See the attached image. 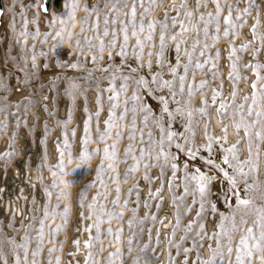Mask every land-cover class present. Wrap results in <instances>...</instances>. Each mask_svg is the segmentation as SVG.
I'll return each mask as SVG.
<instances>
[{
	"label": "snow or ice",
	"instance_id": "6c2138e0",
	"mask_svg": "<svg viewBox=\"0 0 264 264\" xmlns=\"http://www.w3.org/2000/svg\"><path fill=\"white\" fill-rule=\"evenodd\" d=\"M211 6V7H210ZM23 7V5H21ZM40 8L46 10L41 4ZM66 12L59 17L60 27L54 33L51 28L57 24L54 16L50 23L49 31L43 32L46 43L51 34V48L55 53L62 44L70 43L73 33L67 30L65 38L66 22L69 20L76 23V11L82 8L87 14L97 11L94 3L81 4L80 0H65ZM121 8L127 9L125 18L119 19V28L111 29L107 25L111 22L116 25ZM203 9V10H202ZM255 9V14L251 10ZM3 9L0 8V12ZM113 15L111 19L106 14L102 31L98 29L97 22H93L91 28L96 33L94 36L85 35V44H81L79 38L75 45L80 48L85 46L91 53L90 60L94 69L99 68L101 73H107L104 77L105 85L96 82L91 72L86 77L87 81L96 84L94 110L87 104V96L83 89L79 95L84 97V112L87 113L83 121V135L80 137L79 145L74 150L68 138V131L76 135V129L66 128L72 120L71 105L68 108L67 119L60 120L64 132V139L58 142L55 147L58 159L54 164L48 162V152L45 150L40 167L48 168L52 177L51 182L44 183L43 175L37 176L43 187L45 200L43 201V215L39 218L37 230L34 233L36 244L31 248V259H29L30 244L33 236L29 229L31 223L24 226L20 242L14 244V251L11 264H40L37 259L45 244L46 226L48 243L47 264H61L64 249V239H57L58 234L66 232L69 223L71 203L69 193L60 185H67L73 182L69 177L65 179L66 169L65 156L72 158L74 151L78 160H85L96 153H100L99 163L95 166V174L99 180L98 189L104 188L103 193L99 190L91 194L86 191L87 185L79 191V216L82 219V227L79 229L83 236L70 240L74 251L68 253V264H125L124 253L122 252V226L113 227L112 221L119 224L124 219V212L130 211L127 218V225L130 231L125 239L128 251H132L133 237L137 232L132 231L137 223L143 225L146 220L159 223L165 231V249H175V255L167 252L166 264H264V182L258 183L254 174L257 171L256 161L261 158L262 145L264 141V5H257L256 0H244V6L234 3L233 0H195V7H190L188 0H118L108 9ZM155 13V15H153ZM137 16L139 19L137 20ZM35 24V18H33ZM80 32H84L85 18H81ZM27 19L24 20V29L20 33L27 40L29 32ZM249 27L244 29V25ZM159 28L158 36L156 35ZM195 33V38L189 46L190 34ZM39 34V29L36 30ZM203 37L201 39L200 37ZM119 37V43H118ZM155 37V38H154ZM237 37H241L237 41ZM134 38V43L129 45V39ZM35 40V34L32 35ZM223 39L225 44L216 48L213 53L211 49L216 43ZM211 41V43H209ZM183 45V47H182ZM199 47V52L196 49ZM227 54V80L228 95H223L224 81L219 84L210 85L209 79L195 81L189 79L197 72L210 73L211 80L221 77V70L218 67L221 51ZM174 52V55H173ZM106 53V55H105ZM246 53L247 58L240 55ZM41 56H47V51H41ZM119 57V63L116 58ZM144 57H147L145 59ZM195 57V59H194ZM258 57V58H257ZM32 68H36V53L32 54ZM106 60L102 66L99 61ZM243 61V62H242ZM59 63V61H57ZM47 67V63L44 65ZM69 67L76 68L77 64H70ZM241 69L245 70L241 72ZM244 81V88H239V82ZM131 86V89H130ZM0 87L7 89L6 84L0 83ZM79 82L72 83L66 95L71 100L76 98V89ZM210 88V97L205 93ZM129 90L131 94L128 95ZM144 95H152L159 101V111L153 109L143 102L141 91ZM107 93L108 102L106 118L101 122V107L103 94ZM199 94V101L194 103V97ZM240 98L237 100V95ZM123 97V99H121ZM47 99V97H45ZM26 104L25 107H29ZM215 106V115L218 118L216 123L220 127V134L209 131L211 117L208 113L209 105ZM174 105V107H173ZM119 112H117V110ZM47 111V106H45ZM131 114L130 122L125 125L124 121L128 114ZM140 114V124L147 125L149 122L158 130V137L153 136L151 129L148 131L149 143L143 144L144 133L141 129L139 151L134 147L135 129L137 127V114ZM206 117L203 121V140L195 146L193 137L196 134V125L200 120L194 117ZM230 117L228 123L223 122V117ZM95 118L97 126L95 139L103 142L102 149L95 147L89 149L88 143L93 139L91 122ZM179 120L184 131H174V124ZM231 126L235 139L229 142V127ZM128 128L129 143L123 149V160L130 163L124 170V180H120L117 171L121 158L118 155V144L123 135L124 128ZM45 126V137L47 136ZM242 133V135H241ZM15 131L12 133L11 141L15 139ZM111 139V143L107 141ZM245 141L246 155L240 158L239 145ZM44 139H41V143ZM218 145V149L214 146ZM173 146L177 153H183L191 160L185 159L182 164L178 155L174 154ZM205 149L207 156L201 155L200 150ZM15 149L0 152V158L10 159ZM219 152V162L215 158ZM203 163L206 171L197 167L195 159ZM105 161L108 163L105 164ZM68 169L67 172H71ZM143 167L144 171L139 177L135 173ZM157 169L152 175L151 169ZM167 170V172H166ZM218 170L227 181V189L223 191V199L226 202L228 211H218L217 203L208 199L210 183L216 178L214 173ZM170 172V175L167 173ZM107 173L115 184V196L111 199V207H106L107 195L109 192L105 182ZM251 175L252 182H249ZM129 177H134L132 185L127 189L123 200H121V182L127 183ZM143 178L148 181V191L143 198L145 211L140 214L141 194L140 185L137 181ZM152 182H158L153 189ZM243 182V192L240 183ZM95 184L96 181H91ZM165 183L167 185L168 203L172 206L171 219L165 224L167 217L159 216L156 211H149L153 206L157 210L163 209L166 200L164 194ZM182 187L183 191L177 195L173 185ZM260 191V203H256L253 193ZM135 190L136 200L134 206L129 207V197ZM231 193V196L228 193ZM55 194L56 200L53 203L52 197ZM191 196L190 202L186 200ZM104 198L101 199L100 197ZM234 198V203L232 199ZM61 200L63 205L61 207ZM85 204L87 210L85 211ZM218 214V219L213 222L212 229H207V214ZM194 213L186 224L181 223L182 217ZM59 217V222L53 227L48 217ZM251 219L249 220V218ZM35 219V217H33ZM107 222V227L102 225ZM181 229L179 238L176 232ZM148 240L152 238V226H148ZM139 232L143 233L144 228L140 227ZM239 232L238 238L235 234ZM161 228H156V243H160ZM67 238V236H65ZM104 240L109 244L105 245ZM190 241V244L185 242ZM235 241V243H234ZM150 247L147 241L139 249L145 253L148 259L144 264H150V257L156 255L153 248L151 254L147 253ZM110 248L106 256L101 258V253ZM195 252V258L190 259V254ZM22 253V255H21ZM56 253L55 256L52 254ZM81 254L76 256V254ZM3 259V257H0ZM4 264H9L5 259ZM138 264V262H136Z\"/></svg>",
	"mask_w": 264,
	"mask_h": 264
},
{
	"label": "rangeland",
	"instance_id": "374dc122",
	"mask_svg": "<svg viewBox=\"0 0 264 264\" xmlns=\"http://www.w3.org/2000/svg\"><path fill=\"white\" fill-rule=\"evenodd\" d=\"M62 6L59 10L51 9L48 12L42 13L39 10V3L40 0H6L3 11L0 14V83L6 84L7 89L0 87V152H6L10 151L13 148L15 149L14 153L12 154L10 159L5 160L4 158H0V166H2V170H0V179L2 177V172L4 168H8L9 164H11V161L17 157L20 156L19 153V147H18V141L21 139L22 136H27V139L29 142H31V138L37 139L39 137L40 142L41 139H44L43 143L37 142V152L40 153V162L38 164L40 175H43L44 177V183L48 184L51 182V175H47L48 168L40 167L41 160L44 155V152L46 150V144L48 141L53 138L56 142H61L64 139V132L62 131V126L59 123L60 120H66L67 119V112L68 108L71 105L72 108V120L67 123L66 128L71 130L72 128L76 129V135L73 136L71 131H68V138L70 140V143L72 144L74 150L78 147L80 137L83 135V125L79 124L78 120H76V115L78 113H85L82 111V108L84 109V97L79 95V92L81 89L85 91V95L87 96V104L90 109L94 110L95 105V89L96 84L92 83L90 84L86 77L88 76L89 72H91L93 78L96 82L100 83L101 85H105L106 81L104 80V77L107 75V73H101L99 68L93 67V64L90 60L91 53L85 46L83 49L80 47H77L75 45V41L77 38L80 39L81 44H85L83 37L85 35L88 36H94L96 33L91 28L92 23L95 21L97 22L98 29L100 31L103 30V28L106 26L104 24V17L107 14L109 18L111 19L113 13L109 12L108 9L112 7V4L117 3L118 0H93L91 3H94L97 6V11H94L90 14H87L83 11L82 8L76 12V23L70 27L71 32L73 33L71 37L70 43L62 44L58 49L55 50V53L50 50L51 48V34L49 35V38L46 43H41V40L44 39L43 32L49 31V26L51 21L53 20V17L55 16L57 18V24L55 27L51 28V33H54L57 28L60 27L59 25V17L63 15L66 12V9L64 8L65 0H62ZM166 2V0H165ZM234 3H239V6H244V0H233ZM80 3L83 5L85 3H89L87 0H80ZM257 5H264V0H256ZM23 5V7H21ZM29 8V9H28ZM31 8H35L39 14L38 15H31L30 10ZM127 9L121 8L120 12L116 15L118 16V20L116 25H112L111 22L107 25L109 28V37H106L105 39H109L111 37V29L113 27L119 28V19L125 18V12ZM35 12V11H34ZM252 14H255V9L251 10ZM155 15V13H153ZM27 19V29L29 32L27 40L20 35V33L23 31L25 25L24 20ZM33 18H35V24H33ZM81 18L86 19V23L83 25L85 28L84 32H80L81 28ZM9 19V20H8ZM139 19V16H137V20ZM42 20V23H41ZM43 27V28H42ZM66 31L64 33L65 38L67 39V29L69 28V25H64ZM249 27L248 24L244 25V29H247ZM39 29V34H36V30ZM159 28L157 27L156 35L158 36ZM35 34V40L32 39V35ZM155 38V37H154ZM203 39V37H200ZM240 39L237 37V41ZM118 43H119V37H118ZM134 43V38L129 39V45ZM211 43V41H209ZM225 44V41L223 39L219 40L216 45L211 49V51L214 53L216 48L221 47ZM41 51H47V56H41L39 53ZM68 51V52H67ZM197 52H199V47L196 49ZM33 52L36 53V68H32V54ZM67 52V53H66ZM66 53V54H65ZM69 53H73L75 57V61L68 63L66 61V55ZM174 54V53H173ZM106 55V53H105ZM227 56L225 51H221V55L218 62V67L221 70V77L217 80H211L210 73L205 72H197V74L192 77L190 75L189 79H194L195 81H199L200 79H209L210 85L219 84L220 80L223 79L224 81V90L228 88L229 81L227 80V71H228V65L226 63ZM245 59L247 58L246 53H240ZM65 58V59H64ZM147 59V57H144ZM258 58V57H257ZM195 59V57H194ZM52 60V61H51ZM54 60V61H53ZM59 61V63H57ZM53 64H52V63ZM106 60L99 61V64L102 66L105 64ZM116 62L119 63V57L116 58ZM243 62V61H242ZM45 63H47V67H45ZM77 64L78 67L72 68L69 67L70 64ZM53 71V72H52ZM245 70L241 69V72ZM50 74V75H49ZM55 75V76H54ZM45 78V79H44ZM79 82V88L76 89V98L75 100H71L68 95H66V90L70 89L72 83ZM244 81L241 80L238 84L239 88H244ZM131 89V86H130ZM16 90L17 92L21 94L20 97L14 98L12 97V92ZM223 90V95H225ZM25 92L27 94H25ZM131 94V91L129 90L128 95ZM141 97L143 99V102L148 104L153 111H159V101H157L154 96L152 95H144L143 90L141 91ZM206 97H210V88L205 93ZM24 96V97H23ZM44 96V97H43ZM51 96L53 100L54 106L52 107L45 101V97ZM107 93L103 94V104L101 107V122L100 127H103V119L106 118L107 114V108H108V102L106 99ZM59 97V100H58ZM65 97V98H64ZM240 98V93L237 95V100ZM123 99V97H121ZM63 101V111L60 112L59 107V101ZM199 101V94L197 93L196 97H194V103ZM31 102L29 107H25L26 104H29ZM83 103V104H82ZM78 105V106H77ZM45 106H47V111L45 109ZM82 106V107H81ZM80 111L77 113L78 108ZM174 107V105H173ZM44 108V109H43ZM43 109V110H42ZM39 110H42L43 116L40 117ZM65 110V111H64ZM120 109L117 110L119 112ZM81 113V114H82ZM208 113L211 117V122L209 124V131H211L212 126L214 125V122L217 121V117L215 115V107L211 104L208 107ZM82 114V116H83ZM46 115V116H45ZM87 116V113H86ZM213 116V117H212ZM215 116V117H214ZM86 117H83V121ZM131 114L129 113L126 117L124 124L127 125L130 122ZM206 117H200L199 115H196L194 117V120H200V124L196 125V134L193 137V145L197 144L198 139L200 138L201 132L203 131V123ZM213 119V120H212ZM41 120V121H40ZM140 120V114H137V127L134 130L135 131V141L134 147H136L137 152L139 151V145L141 143L140 139V131L143 130L144 133V140L143 144L145 146L148 145V131L149 129L152 130L153 136L158 137V130L154 128V126L149 122L147 125H142L139 122ZM222 120H230V117H223ZM216 123V122H215ZM202 124V125H201ZM45 126H47V136L45 137ZM97 126V122L95 118L91 122V130L93 133V139L88 143L87 147L89 149L99 147L102 149L103 142H97L95 139V129ZM201 127V128H200ZM59 128V133L55 132V129ZM81 129V130H80ZM15 131V139L14 141H11L12 133ZM174 131L181 132L184 131L181 123L179 120H177L174 124ZM34 134H38V136H34ZM231 132L229 131V135ZM232 135V134H231ZM242 135V133H241ZM30 139V140H29ZM108 143H111V139L107 141ZM8 143L10 147L8 150H2L4 148V144ZM39 143V144H38ZM129 143L128 140V128L125 127L123 130L122 138L119 141L118 144V155L120 156L121 160L118 163L117 171L120 174V180H124V170L125 168L132 163L131 159L129 158L127 161L123 160V149L124 147ZM42 144V145H41ZM262 148V155L259 160L256 161L257 163V171L254 174L255 179L258 183L264 182V141L261 142ZM216 146V147H215ZM214 148L218 149V145H215ZM240 148V158L243 159L246 155V147H245V141H241V144L239 145ZM42 150V152H41ZM174 154L178 155V159L180 160L181 164L183 160L192 158L186 157L183 153H177L175 147L173 146L172 149ZM74 154H77L74 151ZM200 154L207 156L208 153L205 149L200 150ZM58 155V153H57ZM219 155V156H218ZM220 153L217 151L215 158L220 159ZM95 157V163L93 166L89 169L86 168V166H77L75 167L69 175V178L75 182L74 186L72 187L69 198L71 203V210L69 213V223L67 225L66 232H61L58 234L57 239H64V249L66 250L64 253H62V261L61 264H68L69 261V255L68 253H71L74 251L73 246H69L70 242L67 244V240L70 238V235H74L76 232L79 233V227L76 223L82 221L83 218L79 216V191L81 190V187L84 185H87L86 191L89 194V199L91 198V194L96 192L97 190L101 191L103 193L104 188L100 187L98 189L99 180L96 177L95 174V166L99 163L100 159V153H96L94 155ZM58 157L56 158V160ZM55 161H49L50 164H54ZM21 161V160H19ZM108 162L105 161V164ZM195 163L197 167H200L201 170L206 171L207 169L204 168L203 163L199 160V157L195 159ZM4 167V168H3ZM144 171L143 167L139 168L137 172L135 173L136 177H139L140 174ZM158 170L153 168L151 169L152 175H155ZM217 171V172H216ZM214 174L215 179L210 183L209 190H208V199L217 203L218 211H228L226 202L223 199V191L227 189V181L223 178V175H220V172L216 170ZM167 172V170H166ZM170 175V172L167 173ZM222 174V173H221ZM250 175L249 182H252ZM220 178V180L215 181L216 179ZM134 177H129L127 183L121 182L120 188H121V200H123L124 195L127 192V189L132 185ZM95 180L96 183L92 184L91 181ZM105 182L108 186L109 192L107 195V202L106 207H111V199L115 196V184L112 182L110 176L105 173ZM16 183V181H15ZM137 183L140 185V194H141V207L139 209L140 214H143L145 209L143 208V198L146 195L148 191V181H145L143 178H140ZM158 184V182H152L153 189ZM217 189H216V187ZM14 187V186H13ZM213 187V188H212ZM42 188V189H41ZM167 185L165 183L164 187V194L166 196L165 203L163 205V209L165 210H157L153 206L149 209V211H156L159 216L167 215L168 220L171 219L173 223H175V217L172 216V206L168 204V198H167ZM174 191L177 195H179L183 189L182 187L176 186V184L173 185ZM39 194L42 196V200L40 201V206L37 210H33V213L29 211L30 213H26L25 217L28 219L29 223H31V228L29 229L30 234L33 236V240L30 244V253H29V259H31V248L35 247L36 240L34 233L37 230L39 218L43 215V201L45 200L43 187L40 184ZM240 189L241 192H243V182L240 183ZM217 190V191H216ZM215 191V193H214ZM218 192V193H217ZM217 194V195H216ZM253 198L255 199L256 203H260V191L257 189L253 193ZM221 197H219V196ZM229 196H231V193H228ZM216 197V198H215ZM101 199L104 197L101 196ZM214 198V199H213ZM221 198V199H220ZM52 202L54 203L56 200L55 194L51 198ZM131 203L129 207L134 206L135 200H136V193L135 190L129 197ZM191 196L189 195L186 200L190 202ZM234 198L232 199V203H234ZM63 205V202H61V207ZM169 206V207H168ZM171 207V208H170ZM84 210H87V204H85ZM209 212L207 214V221L212 220L216 221L218 219V214H213ZM131 215L130 211L124 212V219L117 223V221H112V226L115 228L117 226L123 227V232L121 233L122 236V252L124 253V259L125 264H133V261L135 260L138 262V264H144L145 260L148 259V256L145 253H141L139 249L143 246L144 242L147 241L150 245V247L147 250L148 254H151L153 248L155 249L156 255L150 257V264H166L168 260L167 252L171 251L172 255H175V249H165V243L163 239V231L165 230L163 226L157 221L156 223H153L151 220H146L143 225H140L139 223L136 224V226L132 229V231L137 232V235L133 237V243H132V251H128V245L126 242V237L130 235V231L128 228V225L126 223L127 218ZM194 213H190L187 216H183L181 223L186 224L187 220L189 218H192ZM29 216V217H28ZM35 217V219H33ZM167 218L165 219L164 223L168 222ZM251 217L249 218V220ZM13 218L10 219L8 222L10 223H4L2 220H0V257H3V259H0V264H4L5 259L9 261V264H11L12 255L14 251H19L18 249L14 248L15 243L20 242V237L23 235V232L19 230V226L16 225V222L13 220ZM48 221L51 222V225L54 227L56 223L59 222V217L53 218L52 216L48 217ZM77 221V222H76ZM28 223V224H29ZM82 224V223H81ZM80 224V225H81ZM152 226V238L151 240H148V226ZM108 224L105 222L102 227H107ZM143 227L144 232L140 233L139 228ZM161 228L160 234V243H156V228ZM11 228L12 230H9ZM209 228V229H208ZM207 229L211 231L212 227H209L207 225ZM167 232H171V228L166 229ZM165 230V231H166ZM21 231V232H20ZM46 235H45V244L43 246V249L41 251V255L37 257V259L40 261V264H47V248L50 246L48 243V236H47V226H46ZM181 234V229H178L176 232V238L178 239ZM240 235L239 232L235 234V237L238 238ZM67 236V238H65ZM78 237V235H75L72 238ZM103 243L105 245L109 244L108 240H104ZM235 243V241H234ZM67 244V246H66ZM185 244H190V241L185 242ZM71 249V250H70ZM108 250H111L110 248H106V251L104 253H101V258L103 259L104 256H106V253ZM163 253V254H162ZM22 255V253H21ZM53 256L56 255V253L52 254ZM81 254L77 253L76 256H80ZM163 258V259H162ZM195 258V252L193 251L190 254V259ZM73 264H75V260H73Z\"/></svg>",
	"mask_w": 264,
	"mask_h": 264
},
{
	"label": "bare ground",
	"instance_id": "6f19581e",
	"mask_svg": "<svg viewBox=\"0 0 264 264\" xmlns=\"http://www.w3.org/2000/svg\"><path fill=\"white\" fill-rule=\"evenodd\" d=\"M5 1L6 0H2L3 7H4V4H5ZM87 1H89V0H87ZM91 1H93V0H91ZM50 2H51V7H50L49 11L51 9H53L52 8V0H50ZM62 3H63V1L61 0V6H62ZM188 3H189V6L190 7H193V8L195 7V0H188ZM30 11L34 13L33 15H35V14L38 15L39 14V12L35 8H31ZM41 12L42 13H45L43 11H41ZM41 23H42V20H41ZM193 38H195V33H191L190 34V39L187 42L189 46L191 45ZM238 38L241 39V37H238ZM182 47H183V45H182ZM225 57H227V56L225 55ZM74 59H75V57H74L73 53H69V54L66 55V61L68 63L74 62L75 61ZM228 91H229L228 88H226L224 90L225 96L228 95ZM25 94H27V93L25 92ZM20 95L21 94L19 93V91L17 92L16 90H14L12 92L13 100H14V98L20 97ZM58 100H59V97H58ZM45 101L49 105H51L52 107L54 106L53 100H52V97L51 96H47V99H45ZM61 103L62 102L60 100L59 101V105L61 107H59V109H60V112L62 113L64 107L62 106L63 104H61ZM42 110H39V113H40V117L41 118H42L43 113H44V112L42 113ZM44 111H45V109H44ZM79 111H80V109L78 108L77 113ZM82 111H83V108H82ZM81 113H78L76 115V118H77L76 120H78L79 124H81V126H82L83 125L82 124V120H83V117L84 116L86 117V113H84V114L82 113L83 116H82ZM215 122H214V125L211 128V131L213 133H215V134H220V127ZM223 122L228 123L229 121L228 120L227 121L226 120H223ZM202 123H203V121H202ZM202 130H203V128H202ZM229 131L232 134V135L231 134L229 135V142H231V141H233L235 139V136L233 135L231 126L229 127ZM55 132L58 133V134H60L59 133L60 132L59 131V128L58 129L56 128L55 129ZM34 136H38V134H34ZM202 140H203V136L201 134L200 135V138L198 139V142L197 143L201 142ZM38 141L40 142L39 137H37V139L31 138V142H29L28 139H27V136H25V135L22 136L21 139L18 141V143H19L18 144V147H19V150H20L19 151L20 156L15 157L11 161V164H9V167L8 168H4L3 167L4 170L2 172V177L0 179V220H2L4 223H10L8 221L13 218V220L16 222V225L19 226V228H20L19 230H21L22 232L25 230L24 229V226L29 223L28 220L30 219L29 216H28L29 218L26 219V217H25L26 213L27 212L30 213L29 211H31L33 213V210H37L39 208V206H40V203H41L40 201L42 200V196L39 194V190H41L42 188L40 189V181L37 179V176L40 175L39 168H38V164H39L40 158H41L40 157V153L37 152V148H36L37 147L36 144H37ZM55 145H56V142H55V140L53 138H51L48 141V143L46 144V150L48 152V160L49 161H55L56 158L58 157ZM9 147H10V145L8 143H5L4 144V148L2 150H8ZM41 152H42V150H41ZM19 160H21V161H19ZM219 160L220 159L217 158V161L218 162H219ZM0 170H2V166H0ZM47 170H48L47 175H49L50 170L49 169H47ZM214 175H217V174H214ZM220 175H222V174L220 173ZM217 180L219 181L220 178L216 179L215 181H217ZM15 181H16V183H15ZM178 189H179V187H178ZM216 189H217V187H216ZM214 193H215V191H214ZM219 197H221V196H219ZM211 215H213V214H211ZM164 216L167 217L166 214ZM213 219L207 221V225L209 227H212V224L214 222ZM13 220H12V222H13ZM167 220H168V218H167ZM81 223H82V221H81ZM81 223L80 222L79 223L78 222L76 223L77 226H80L79 229L82 227V224ZM167 223L168 222H166V224ZM9 230H12V229L9 228ZM164 234H165V230L163 231V235H162L163 236V239H164ZM75 235H78V237H79V236H83L84 233H82L80 231L79 233L76 232L74 235L72 234V236L70 235V238L67 240V244H68V242H70L71 237H73ZM67 244H66V246H67ZM69 246H71V245H69ZM71 248H73V247H71Z\"/></svg>",
	"mask_w": 264,
	"mask_h": 264
},
{
	"label": "clouds",
	"instance_id": "9594fccd",
	"mask_svg": "<svg viewBox=\"0 0 264 264\" xmlns=\"http://www.w3.org/2000/svg\"><path fill=\"white\" fill-rule=\"evenodd\" d=\"M80 10V8L77 9V11ZM76 11V12H77ZM66 24L69 25V28L67 30H70V27L72 26L71 21L69 20L68 22H66ZM65 164L64 167L66 169L65 172V179H67L70 175L69 172H67L68 169H72L74 166L79 165V166H86L87 169L91 168L93 166V164L95 163V157L94 155L85 159V160H78L76 154H73L72 158L69 159L67 156H65ZM75 183H71V184H67V185H60V187L65 188V190L70 193L72 187L74 186ZM60 202H64L63 200H61ZM133 264H136V261H133Z\"/></svg>",
	"mask_w": 264,
	"mask_h": 264
},
{
	"label": "water",
	"instance_id": "95a60500",
	"mask_svg": "<svg viewBox=\"0 0 264 264\" xmlns=\"http://www.w3.org/2000/svg\"><path fill=\"white\" fill-rule=\"evenodd\" d=\"M41 4L46 6V10L39 7V9L41 11H43V12L49 11V9L51 7L50 0H40L39 5H41ZM0 8L3 9L2 0H0ZM52 8L55 9V10H59L61 8V0H52ZM0 14H1V12H0ZM30 14L33 15L34 13L30 12Z\"/></svg>",
	"mask_w": 264,
	"mask_h": 264
},
{
	"label": "built area",
	"instance_id": "2783aa9c",
	"mask_svg": "<svg viewBox=\"0 0 264 264\" xmlns=\"http://www.w3.org/2000/svg\"><path fill=\"white\" fill-rule=\"evenodd\" d=\"M61 102H62L61 104H63V101L62 100H61Z\"/></svg>",
	"mask_w": 264,
	"mask_h": 264
}]
</instances>
